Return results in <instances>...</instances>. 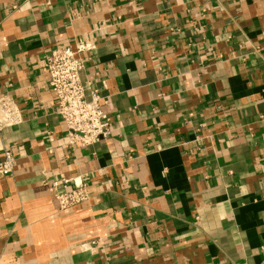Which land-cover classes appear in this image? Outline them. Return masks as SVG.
<instances>
[{
    "label": "crops",
    "instance_id": "0c3cea01",
    "mask_svg": "<svg viewBox=\"0 0 264 264\" xmlns=\"http://www.w3.org/2000/svg\"><path fill=\"white\" fill-rule=\"evenodd\" d=\"M86 39L112 132L72 150L44 58ZM4 95L0 264H264V0H0Z\"/></svg>",
    "mask_w": 264,
    "mask_h": 264
},
{
    "label": "built area",
    "instance_id": "2783aa9c",
    "mask_svg": "<svg viewBox=\"0 0 264 264\" xmlns=\"http://www.w3.org/2000/svg\"><path fill=\"white\" fill-rule=\"evenodd\" d=\"M97 48V41L86 39L74 47L57 46L44 58L48 85L56 99V114L66 126L67 146L72 150L78 145H95L109 138L112 132L111 119L102 110L101 95L94 90L87 99L81 82L86 62L93 58ZM21 121L16 101L8 95L0 97V131L15 127ZM15 163L12 151L6 149L4 161L0 163V176L12 175ZM60 188L66 191L61 193ZM50 191L61 210L78 206L91 198L84 183L71 179L52 182Z\"/></svg>",
    "mask_w": 264,
    "mask_h": 264
}]
</instances>
